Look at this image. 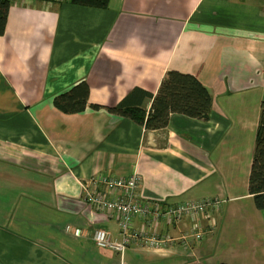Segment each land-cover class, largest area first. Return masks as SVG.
<instances>
[{"label":"crops","instance_id":"0c3cea01","mask_svg":"<svg viewBox=\"0 0 264 264\" xmlns=\"http://www.w3.org/2000/svg\"><path fill=\"white\" fill-rule=\"evenodd\" d=\"M169 70L208 90V119L171 113L150 129L125 111L147 114ZM80 81L85 108L59 110L54 97ZM263 100L264 0H109L103 8L11 0L0 35V264H264V209L253 202L247 212L244 203L210 211L192 248L131 244L119 253L88 237L94 226L118 235L117 217L81 197L89 177L137 171L143 201L252 198ZM224 218L238 221L246 249L218 257ZM188 224L157 229L175 234ZM132 225L150 229L138 217Z\"/></svg>","mask_w":264,"mask_h":264},{"label":"built area","instance_id":"2783aa9c","mask_svg":"<svg viewBox=\"0 0 264 264\" xmlns=\"http://www.w3.org/2000/svg\"><path fill=\"white\" fill-rule=\"evenodd\" d=\"M139 185L137 171L128 176L98 173L81 182L82 199L98 210L113 213L118 219V235H112L101 226L90 229L88 237L96 246L119 253L131 244L159 249L192 248L201 242L208 230L203 222L208 213L221 205L218 197L188 199L176 205L143 201L138 193ZM134 217L144 220L150 229L134 228ZM184 219H189L188 226L175 234L157 229L159 225H173ZM207 226L214 225L207 223ZM79 233L75 231V234Z\"/></svg>","mask_w":264,"mask_h":264},{"label":"trees","instance_id":"16d2710c","mask_svg":"<svg viewBox=\"0 0 264 264\" xmlns=\"http://www.w3.org/2000/svg\"><path fill=\"white\" fill-rule=\"evenodd\" d=\"M70 3L106 7L109 0H68ZM11 0H0V35L5 29ZM88 87L80 81L53 99L54 105L65 113L80 112L85 108ZM211 95L192 74L169 70L160 82L147 114L141 108H127L131 118L146 128H163L171 113L206 120L211 111ZM248 193L257 209H264V100L260 105L258 125L254 136L252 162L248 176ZM219 264H229L220 262Z\"/></svg>","mask_w":264,"mask_h":264},{"label":"rangeland","instance_id":"374dc122","mask_svg":"<svg viewBox=\"0 0 264 264\" xmlns=\"http://www.w3.org/2000/svg\"><path fill=\"white\" fill-rule=\"evenodd\" d=\"M252 202H253L252 198L241 199V200H237V201L236 200H234V201L225 200V202L224 201L221 202V205L218 208V210H220V212H221L222 209H224V207L228 203H238V204L244 203V204H241V206H242L241 211L247 212L246 210H248V209H247V206H245L246 205L245 203H252ZM229 221H226L225 218L222 219V221L220 219V225H221L223 230H222L221 234L217 237L216 248L214 249L215 256L221 257L225 248H227V251L230 252L232 254V256H233L234 247L241 248L242 250L246 249V242H244V239L240 238V236L236 237L237 236L236 234H238L239 227H237V231L236 230L234 231V227L238 226V224H239L238 221H233L232 223ZM227 233H229V235H230L229 239H228ZM237 243H241V246L237 247V245H238Z\"/></svg>","mask_w":264,"mask_h":264}]
</instances>
